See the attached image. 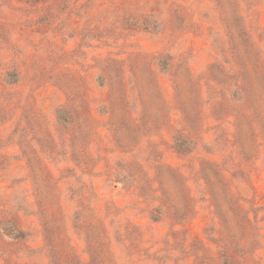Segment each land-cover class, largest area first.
<instances>
[{"label":"rangeland","instance_id":"1","mask_svg":"<svg viewBox=\"0 0 264 264\" xmlns=\"http://www.w3.org/2000/svg\"><path fill=\"white\" fill-rule=\"evenodd\" d=\"M224 262L264 264V0H0V264Z\"/></svg>","mask_w":264,"mask_h":264},{"label":"trees","instance_id":"2","mask_svg":"<svg viewBox=\"0 0 264 264\" xmlns=\"http://www.w3.org/2000/svg\"><path fill=\"white\" fill-rule=\"evenodd\" d=\"M8 76L10 77V76H12V75L9 74ZM153 218H154V217H153ZM155 220H157V219H155ZM224 259H227V258H224ZM227 260H228V259H227ZM223 264H231V263H229V262H224Z\"/></svg>","mask_w":264,"mask_h":264}]
</instances>
